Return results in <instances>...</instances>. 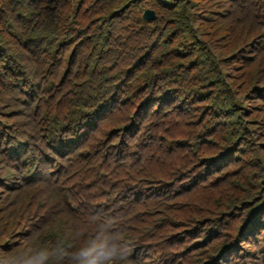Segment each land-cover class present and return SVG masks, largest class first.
I'll list each match as a JSON object with an SVG mask.
<instances>
[{"label":"trees","instance_id":"trees-1","mask_svg":"<svg viewBox=\"0 0 264 264\" xmlns=\"http://www.w3.org/2000/svg\"><path fill=\"white\" fill-rule=\"evenodd\" d=\"M101 225L264 264V0H0V258Z\"/></svg>","mask_w":264,"mask_h":264},{"label":"clouds","instance_id":"clouds-1","mask_svg":"<svg viewBox=\"0 0 264 264\" xmlns=\"http://www.w3.org/2000/svg\"><path fill=\"white\" fill-rule=\"evenodd\" d=\"M129 254L123 233L110 231L101 225L94 234L87 235L74 251L62 247H39L0 258V264H49L53 256L68 258L71 264H123Z\"/></svg>","mask_w":264,"mask_h":264},{"label":"water","instance_id":"water-1","mask_svg":"<svg viewBox=\"0 0 264 264\" xmlns=\"http://www.w3.org/2000/svg\"><path fill=\"white\" fill-rule=\"evenodd\" d=\"M143 18L146 20H151V19L155 18L154 11L151 9H145L143 12Z\"/></svg>","mask_w":264,"mask_h":264}]
</instances>
